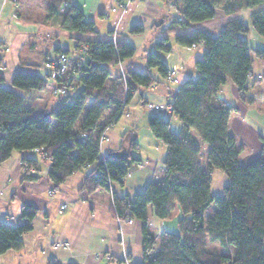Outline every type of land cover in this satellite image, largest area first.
I'll list each match as a JSON object with an SVG mask.
<instances>
[{
	"label": "trees",
	"instance_id": "1",
	"mask_svg": "<svg viewBox=\"0 0 264 264\" xmlns=\"http://www.w3.org/2000/svg\"><path fill=\"white\" fill-rule=\"evenodd\" d=\"M262 3L264 0H174L183 19L174 18L173 25L207 21L218 10L227 20L217 35L197 30L175 36V44H200L205 52L194 63L197 77L167 92L172 110L168 117L146 108L153 114L147 120L148 128L166 148L163 177L149 182L131 199L116 196L112 188L124 183L130 163L140 161L135 154L136 130H125L117 148L102 152L103 159L98 154L104 141L100 143V137L109 123L123 113L138 86L145 89L159 83L152 70L167 78L169 69L161 56L172 50L167 37L154 43V50L146 56V71L127 70L124 80L119 75L111 78L110 71L111 66L132 58L135 52V47L123 40L77 37L73 44L76 56H69V49L56 48V56L63 53L69 60L66 72L59 76L49 69L45 77L15 71L6 82L0 58V164L13 152L32 151L37 159L23 157L19 162L23 181L36 179L38 160L49 163L46 180L50 191L58 189L74 173L84 171L78 189L81 196L88 197L96 189L107 190L117 219L142 222V259L131 264H264V149L257 157L241 161V148L228 129L235 108L224 101H214L227 81L236 87L243 101H248V91L261 81V77L251 74V52L264 64V49L251 47L245 34L253 29L264 37V7L258 8ZM250 9L248 26L233 16ZM61 11L59 28L63 31L97 35L93 22L84 19L77 5ZM130 33H142V27L134 25ZM2 44L0 41V51ZM52 58L43 57L42 65ZM49 76L54 78L53 83L47 79ZM50 85L58 99L55 107L34 114L24 106L29 93L45 91ZM113 106V115L101 127L104 112ZM171 117L180 123L177 131L170 127ZM203 144L208 147L204 164L199 161ZM31 168L37 172L30 173ZM214 171L227 179L219 194L211 192ZM211 205L216 210L206 215ZM175 206L181 214L177 231L159 233L156 248L155 237L148 231V211L151 209L162 221L172 216ZM36 213L34 206L24 204L20 223L0 221V254L21 249V235L31 230ZM214 243L223 251L209 250L208 245ZM47 264L58 263L49 260Z\"/></svg>",
	"mask_w": 264,
	"mask_h": 264
},
{
	"label": "crops",
	"instance_id": "2",
	"mask_svg": "<svg viewBox=\"0 0 264 264\" xmlns=\"http://www.w3.org/2000/svg\"><path fill=\"white\" fill-rule=\"evenodd\" d=\"M63 1L64 6H62ZM118 2L119 0H17L15 3L13 0H0V41L3 43L0 51L2 77L7 82L15 71L41 75L44 69L42 58L56 56V48L65 51L60 46L55 48L54 45L52 54H49L46 48L43 49L44 51L36 48L39 43L45 41V38L60 33L59 22L62 18L61 12H64L61 10H65V7L67 9L69 5H77L84 19L92 21L96 28L97 35L77 36L86 40L107 39L114 32L117 36L116 40L131 43L129 35L134 34L130 33L132 26L140 25L143 32L144 24L150 28L158 27L163 24L168 12L172 14L173 19L177 15V12L173 11L164 0H130L125 10H119ZM251 11V9L241 11L234 17L241 18L248 26ZM217 13L210 20L215 19ZM226 20L227 17L224 14L222 23L214 29L194 26V32L202 30L211 35H217ZM157 21H161L158 26L154 24ZM249 30L245 38L250 43ZM186 32L174 34L176 36ZM163 35V33L154 34L150 37L139 63L135 64V59L132 57L111 66L110 69H114L111 78L127 70L146 71V56L154 50V43L164 38ZM175 45V49L161 54L165 66L169 69L170 77L166 78L169 81L161 79L156 69L152 70L154 78H157L159 83L145 89L138 86L130 102L125 105L123 113L114 122H110L104 131L105 139L101 145L103 154L106 150L119 146L121 135L125 130L135 129L138 135V149L135 154L140 161L129 164V170L122 185L118 183L113 185L112 189L116 196L131 199L149 182L158 181L163 177L162 161L166 155V148L163 144L160 147L155 144V148L148 146L147 149H142L137 125L138 115H132L128 105L133 107L139 105L143 111H148L144 108V102L163 103L167 101V92L176 89L174 82L182 83L188 78L197 77L194 63L204 55V46ZM25 48L26 53H24ZM251 63V74L253 77L260 75L261 81L248 91L246 95L248 101L241 100L236 87L229 81L227 82H229L231 97H234L235 101L225 96L215 101L216 103L224 101L235 108L229 117V133L242 149V154L252 152L247 156L248 158L257 157L262 152L261 149H264V121L260 123L257 117L247 114L248 110L255 111V109H261L264 113V64L256 57H253ZM25 66L36 68V71L26 70ZM178 67L181 70L176 72ZM110 79L108 80L111 81ZM52 86L50 85L45 91L29 93L24 106L34 114L53 108V104H50V100L54 97L51 93ZM221 91L222 87L218 93ZM114 110L113 106L104 112L100 121L101 127L109 122ZM149 113L150 115L143 114L146 116V122L153 115L150 111ZM248 134H252L253 137L250 138ZM256 145L260 150L253 154ZM23 157L38 158L32 151L27 153L18 151L17 155L13 152L5 162L0 164V221L20 223V210L24 204L34 206L37 209V215L30 223L31 230L21 235V249H11L0 254V264H47L49 260H54L58 264H123L125 259L130 263L141 261L142 222L117 219L111 211L112 204L107 190L96 189L88 197L81 196L78 189L85 172L79 171L68 177L58 189L52 191L53 195L50 196L48 192L50 184L46 180L49 163L38 160L37 168L40 170H37L36 179L23 181V173L19 165ZM37 171L31 168L30 173L35 174ZM211 174V192L219 194L226 185V176L219 171ZM218 179L222 184L221 189L216 183ZM63 202L67 206L63 211H59ZM175 215L179 216L178 210ZM148 220V231L154 237L155 233L162 231L172 233L177 231L176 219L173 222L158 220L151 209L148 211ZM155 242L157 248L158 242ZM55 243H59L58 246H54Z\"/></svg>",
	"mask_w": 264,
	"mask_h": 264
},
{
	"label": "rangeland",
	"instance_id": "3",
	"mask_svg": "<svg viewBox=\"0 0 264 264\" xmlns=\"http://www.w3.org/2000/svg\"><path fill=\"white\" fill-rule=\"evenodd\" d=\"M171 1L174 2V0H171ZM261 7L262 8L264 7V3L259 5L258 8H261ZM217 12L218 13H217L216 17L213 20L207 19V21H202V22H197V23H190L189 25H186V26H182V25H179V24L173 25L171 23L173 21V16H172V14L170 12H168L167 15L164 17L163 24L158 26V27L150 28L149 26H147V24H144V27H143L144 30H143L142 33H140L139 35L138 34L129 35L130 36V41H131L130 44L135 47V52H134V54L132 56L135 59V64L140 62L141 56L144 54V50L147 47V42H148V40L150 39V37L152 35H154V34H162L163 33L164 34L163 37L164 38L167 37L170 45H172V49H175V47H176L175 42H174V37H175L174 33L175 32L194 31V26L195 27L200 26L201 28L214 29L215 27L218 26L219 23H222L221 20H222V17L224 15V14H222L221 10H218ZM233 16H237V14H234ZM249 31H250V35H249L250 46L253 47V48H261L263 50V48H264V37L263 38L259 37L253 29H250ZM100 33H101V31H100ZM77 36H82L83 37V35H80L78 33L70 32V31H63L60 28V33H58V35L55 36V35L52 34L51 37L45 38V41L43 43H41V44L39 43L38 47L36 49L44 51L43 49L46 48V50H48L49 54H52V53H54V50H52V46L54 45L55 48L60 46L64 50L69 49V53H68L69 56L76 55L77 52L73 49V44H74L73 37H77ZM25 50H26V48L24 49V53H26ZM253 57H254V53L251 52V59H253ZM25 69L26 70H31L32 72L36 71V68L27 67V66H25ZM44 69H42L43 71L41 73V75L43 77H45L46 73L48 72L47 69H45L46 71ZM179 70H181L180 67L177 68L176 72L179 71ZM110 71H111V73H114V69H110ZM48 74H50V72H48ZM159 77H160V75H159ZM47 79H49L51 82L54 81L53 77H48ZM161 79H163V78H161ZM163 80L169 81L168 79H163ZM174 83L176 85V89L175 90H177V87H178V85L180 83L179 82H174ZM228 85H229V82H227V83L222 85V91H221V93H217L216 94V99L214 101H216L219 98H222V96H225V97L229 98L230 100L235 101V98L231 97V93H230V89H229ZM171 89H173V88H171ZM167 99L170 100L169 98H167ZM57 103H58L57 97H55V96L52 97V99L50 100V104H53V106L55 107L57 105ZM163 103H167V101H165ZM128 109L132 113V115H135V114L138 115V120H137L138 124L137 125L139 127L138 128V133H140V144H142V149H147L148 146H151L152 148H155V144L158 147H160L162 145V143H160L159 141H157L153 137L152 133L150 132V130L148 128V123L145 121V118H146L145 115L146 114L150 115L149 111H143L139 105L138 106L135 105V107H133L131 105H128ZM133 109H134V111H141V112L140 113H136V112L133 111ZM143 114H145V115H143ZM247 114L254 115L255 117H257L256 119L260 123H263V121H264V113H263V111L261 109H258V110L255 109V111L248 110ZM139 117L140 118L143 117V119L140 120ZM169 121H170L171 129L174 130V131H177L178 128H179V125H180L179 121H177L173 117H171L169 119ZM249 135H250V138L253 137L252 134H248V136ZM252 143H254V141ZM237 146L239 147V145H237ZM207 149H208L207 146H203V148H202V151H201L202 153H201L200 159H199L200 163H202V164H204L203 163L204 158L206 157V155L208 153ZM258 149H259V147L256 145V147L253 149V154L254 153L256 154ZM241 151H242V149H241ZM17 152H14V153L17 155ZM250 154H252L251 151L250 152H246V154H242L241 153L240 160L241 161H246V157L248 155H250ZM216 183L219 185V187H220L219 189H221L222 188V186H221L222 184L220 183L219 179L217 180ZM174 208L175 209L172 212V216L169 219H167L166 221H172L173 222L174 219H176V222H177V220L181 217L180 209L177 206H175ZM177 210H178V214H179L178 217L175 215ZM215 210H216V206L211 205V207L207 210L206 215H212L215 212ZM158 236H159V233H155V237L157 238V239L155 238L156 239L155 241H157V242H159L158 241ZM208 249L209 250L214 249L217 252L218 251H220V252L223 251V250H221L219 245L216 244V243H214L212 245H208ZM129 264H131V263L129 262Z\"/></svg>",
	"mask_w": 264,
	"mask_h": 264
},
{
	"label": "built area",
	"instance_id": "4",
	"mask_svg": "<svg viewBox=\"0 0 264 264\" xmlns=\"http://www.w3.org/2000/svg\"><path fill=\"white\" fill-rule=\"evenodd\" d=\"M163 1V0H162ZM167 5L173 10V11H176V6L174 4L173 1L171 0H164ZM129 2L130 0H119L118 2V8L119 10H125L127 8V6L129 5ZM65 3L63 2L62 6H64ZM177 12V11H176ZM175 18L178 20V21H181L183 18L181 16L180 13L177 12V15L175 16ZM109 38L115 42L116 39H117V36H115L114 32L110 34ZM68 61L67 60V57L65 54L63 53H60V54H57V56L53 57L52 59H48L46 61V63L44 64V68L45 69H49L53 75L55 76H59L61 74H63L64 72H66L67 68H68ZM119 76L121 77V80H124V77H125V72H121L119 74ZM170 77V74H168L167 78ZM261 77L260 75H258V78ZM60 93L64 94L63 91H60ZM144 107L145 109H149L150 111H153L155 113H158L159 115L163 116V117H168L172 110H171V104H170V100H167V103H152V102H148L146 101V103L144 104ZM105 139V135H104V130H103V133L101 134V137H100V143ZM36 152L38 150H35ZM99 157H101V159H103L102 157V149H101V146L99 147ZM24 166L22 167V170H23ZM49 192V195L52 196L53 195V192L52 191H48ZM67 206V204L65 202H63V204L60 205V208H59V211H63V209H65ZM124 221H127V222H131V219H126ZM59 243H55L54 246H58ZM123 264H129V262L125 259Z\"/></svg>",
	"mask_w": 264,
	"mask_h": 264
},
{
	"label": "water",
	"instance_id": "5",
	"mask_svg": "<svg viewBox=\"0 0 264 264\" xmlns=\"http://www.w3.org/2000/svg\"><path fill=\"white\" fill-rule=\"evenodd\" d=\"M160 23H161V21H157L154 24L158 26V25H160Z\"/></svg>",
	"mask_w": 264,
	"mask_h": 264
}]
</instances>
